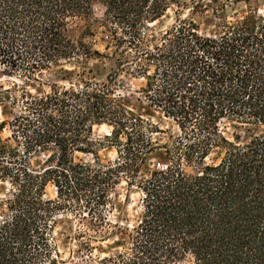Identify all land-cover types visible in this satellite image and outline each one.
<instances>
[{
  "label": "trees",
  "instance_id": "trees-1",
  "mask_svg": "<svg viewBox=\"0 0 264 264\" xmlns=\"http://www.w3.org/2000/svg\"><path fill=\"white\" fill-rule=\"evenodd\" d=\"M230 1L0 0L3 72L27 84L73 65L80 78L70 72L43 92L0 91L1 106L17 107L0 121V182L10 185L0 201V264H65L52 237L61 215L79 224L72 262L264 264V15L250 8L213 34L193 18L210 11L224 20ZM98 5L110 36L104 51L91 28L71 26ZM170 10L175 24L151 30ZM95 60L109 63L103 81L86 78ZM127 89L177 133L155 139L165 132L118 94ZM224 122L237 125L233 139ZM103 126L110 133L95 138ZM106 148L114 160H101ZM123 183L127 200L139 194L131 224L109 218ZM109 236L112 251L95 256Z\"/></svg>",
  "mask_w": 264,
  "mask_h": 264
},
{
  "label": "rangeland",
  "instance_id": "rangeland-1",
  "mask_svg": "<svg viewBox=\"0 0 264 264\" xmlns=\"http://www.w3.org/2000/svg\"><path fill=\"white\" fill-rule=\"evenodd\" d=\"M250 8L259 10L261 15H264V0H232L228 3L227 10L225 12L224 20H219L214 17L212 12H207L206 14H198L193 15V18L199 25L200 31L203 34H213L220 31V26L224 23H232L237 21L240 17L246 15ZM104 9L101 6H95L93 9V15L91 18H77L72 21L71 26L75 31H79L86 28H91L92 33L95 35L90 41L94 44L96 49L100 51H104L105 45L110 39L109 33L105 28L100 26L97 21H101L103 18ZM191 13L185 12L182 18H186ZM178 15L175 10H170L165 17H163L160 21L156 22L153 25H150V29L155 33H159L164 31L175 24V20L178 18ZM89 66L93 68V75L87 74L86 78L95 77L97 81H103L109 72V63L107 61L95 60L91 61ZM67 73L58 72L52 74H45L41 81H33L31 83H24L22 79L18 76L12 77L11 75L3 72L0 69V91L1 89H9L14 85L21 86L23 88H27L33 93L49 91L47 86L50 82L58 81L59 84H63L62 80L68 73L71 72V76L67 79H71L74 82H77L80 78L78 76L79 70L75 68L73 65H69L65 67ZM68 77V76H67ZM130 83V81H127ZM139 82H132V86L138 85ZM130 89L119 91L118 94H121L122 97L130 99V106L136 108L139 112L143 114V116L151 121L153 124L158 125L165 133L155 135V139H159L163 143L168 141L170 137L177 133V128L171 121H168L161 117L158 113L152 112L150 110H143L140 108L138 102H136L135 98L137 95H131ZM19 96L18 93H16ZM130 95L132 97H130ZM17 112V107L6 103L3 106L0 105V121L3 120H11L13 115ZM237 125L231 122H224L222 124V131L228 139H233V134L236 132ZM110 133V128L107 126L97 127L94 131V137L97 139H104ZM4 137L9 136V131H5L3 134ZM99 156L103 162H108L114 160L116 156V151L112 148H106L99 152ZM160 154H154L148 162V168L153 169L154 165H157L158 158ZM80 159L85 161H92V156L89 155H79ZM10 185L6 183L0 182V201L7 197L9 194ZM47 193L50 197H55L56 192L55 189L49 187L47 189ZM129 195L127 191L126 184L123 183L119 187H117L113 197V205L115 209H113V213L110 214V221L112 223L118 222L119 224H131L136 216H137V204L139 200V194L136 189L131 193L129 200H127V196ZM4 209L0 207V216L2 215ZM79 224L76 219L72 216L61 215L57 218V223L53 232L54 242L58 245V248L61 252V256L65 264H85L81 258H75L72 262V254L71 252L75 250V238L76 230L78 229ZM107 237L106 239L110 238ZM114 238H110L103 243L96 244L98 248L95 251V256L101 254V250L105 249L108 252H111L112 246L114 244ZM88 261V259H87Z\"/></svg>",
  "mask_w": 264,
  "mask_h": 264
}]
</instances>
